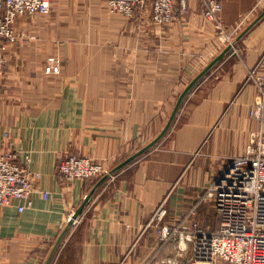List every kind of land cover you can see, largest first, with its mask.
<instances>
[{"label":"crops","instance_id":"0c3cea01","mask_svg":"<svg viewBox=\"0 0 264 264\" xmlns=\"http://www.w3.org/2000/svg\"><path fill=\"white\" fill-rule=\"evenodd\" d=\"M218 1L219 20L192 0L165 28L146 10L112 14L108 0H51L49 15L17 20L16 40L4 45L0 153L30 155L42 179L31 209L0 208V264H44L102 178L64 180L61 157L116 169L161 134L185 88L264 11V0ZM52 56L58 75L45 72ZM262 74L264 18L192 89L167 134L95 191L51 264H189L192 245L182 252L177 235L158 230L193 219L220 229L218 213L216 230L204 220L207 191L263 127L250 116ZM162 205L165 218L153 222Z\"/></svg>","mask_w":264,"mask_h":264},{"label":"built area","instance_id":"2783aa9c","mask_svg":"<svg viewBox=\"0 0 264 264\" xmlns=\"http://www.w3.org/2000/svg\"><path fill=\"white\" fill-rule=\"evenodd\" d=\"M192 0H108L112 14L129 19L139 11H149L158 26H168L177 17L188 14ZM204 5L208 19L219 20L223 10L218 0H197ZM51 0H0V77L4 73V45L16 40L15 25L18 19L36 14L49 15ZM219 27V26H218ZM237 33L227 39L232 45ZM234 47V45H232ZM232 47V49H233ZM47 74L60 73V61L48 60ZM254 77V76H253ZM262 98L250 116L262 124V129L252 133L250 143L243 156L234 159L228 168L208 189L207 195L216 206L220 218V229L210 232L198 220H186L177 227L160 226L158 233L164 238L177 235L182 252L192 245L189 264H264V81L259 80ZM32 158L26 155L22 162L13 151L0 153V208L16 201L23 204L19 212L33 207V197L38 192L42 174L31 168ZM58 171L64 180H89L109 173L104 166L91 158L67 154L60 158ZM114 175L110 176L113 178ZM46 200L49 193L41 192ZM194 215L196 214L193 211ZM166 210L162 206L156 211L153 222L163 221ZM160 264H181L166 259Z\"/></svg>","mask_w":264,"mask_h":264},{"label":"water","instance_id":"95a60500","mask_svg":"<svg viewBox=\"0 0 264 264\" xmlns=\"http://www.w3.org/2000/svg\"><path fill=\"white\" fill-rule=\"evenodd\" d=\"M263 18H264V11L236 37V39L233 41L232 45H236L239 41H241ZM232 45H228L211 63H209L207 65V67L205 69H203L195 77V79L181 93V95L179 96V98H178V100H177V102H176V104L174 106V109H173V111H172V113L170 115V118H169L164 130L161 132V134L155 140H153L151 143L146 145L144 148L139 150L137 153L132 155L130 158H128L124 162H122L118 167H116V169H114L113 171L109 172L108 174L102 176V178L98 181V183L96 184V186L93 189V191L89 195L86 196L85 201L82 203V205L76 211V213L74 214L72 219L69 221L67 227L60 234V236L57 239L56 243L54 244V246L50 250V252H49L44 264H51L52 263V261L54 259V256H55L56 252L58 251L62 241L65 239V237L68 234L69 230L74 225L76 219H78V217L83 213L84 208L86 207L87 203L92 198V196L95 193V191L108 178H110V176L114 175L115 173L120 171L122 168L126 167L127 165H129L130 163H132L133 161H135L136 159H138L139 157L144 155L146 152H148L150 149H152L167 134V132L169 131L170 127L172 126V124H173V122H174V120H175V118H176V116H177V114H178V112H179V110H180L185 98L187 97V95L198 84V82L200 80H202V78H204L220 61H222L225 58V56L232 50V47H233Z\"/></svg>","mask_w":264,"mask_h":264},{"label":"rangeland","instance_id":"374dc122","mask_svg":"<svg viewBox=\"0 0 264 264\" xmlns=\"http://www.w3.org/2000/svg\"><path fill=\"white\" fill-rule=\"evenodd\" d=\"M177 19H178V17H177ZM176 19V20H177ZM175 20V21H176ZM151 21H152V23L154 24V25H156L157 27H160V28H165V27H168V26H158L157 24H155L154 23V21L152 20V18H151ZM174 23V22H173ZM171 25V24H170ZM240 33V31L239 32H237V34H239ZM237 36V35H236ZM235 39H236V37H235ZM234 39V40H235ZM53 57V56H52ZM51 58V57H50ZM50 58H48V60L50 59ZM55 58H57V57H55ZM58 59V58H57ZM48 60H47V63H48ZM59 61H60V59H58ZM46 66H47V64H46ZM45 69H46V67H45ZM60 71H61V61H60ZM46 72V71H45ZM47 74V73H46ZM60 74V73H59ZM53 75H58V74H53ZM262 78H263V81H264V74H262ZM209 207H210V209H211V211H210V215L208 216V217H206V219H204L205 221H207V222H209L210 223V226L212 227V229L214 230H216L217 228H218V226H219V223H218V220H217V209H216V206H215V203H213L212 201H211V204L209 205ZM199 214V213H198ZM199 220H203V218H201V216L199 217Z\"/></svg>","mask_w":264,"mask_h":264},{"label":"trees","instance_id":"16d2710c","mask_svg":"<svg viewBox=\"0 0 264 264\" xmlns=\"http://www.w3.org/2000/svg\"><path fill=\"white\" fill-rule=\"evenodd\" d=\"M48 256V255H47ZM47 258V257H46Z\"/></svg>","mask_w":264,"mask_h":264}]
</instances>
